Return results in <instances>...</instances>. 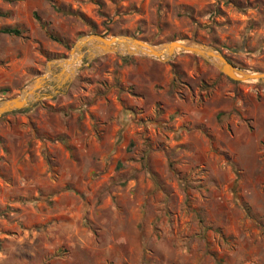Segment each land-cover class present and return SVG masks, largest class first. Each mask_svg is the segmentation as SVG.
Masks as SVG:
<instances>
[{
	"label": "rangeland",
	"instance_id": "obj_1",
	"mask_svg": "<svg viewBox=\"0 0 264 264\" xmlns=\"http://www.w3.org/2000/svg\"><path fill=\"white\" fill-rule=\"evenodd\" d=\"M92 32L264 70V0H0V101ZM0 264H264V83L108 53L2 116Z\"/></svg>",
	"mask_w": 264,
	"mask_h": 264
},
{
	"label": "water",
	"instance_id": "obj_2",
	"mask_svg": "<svg viewBox=\"0 0 264 264\" xmlns=\"http://www.w3.org/2000/svg\"><path fill=\"white\" fill-rule=\"evenodd\" d=\"M181 52H190L202 57L231 79L264 83V70L255 71L240 68L220 50L194 39H173L155 44L128 34L106 36L102 33L92 32L79 37L68 56L50 60L45 72L33 79L19 94L1 100L0 118L10 112L30 107L43 99L53 98L64 93L83 63L105 54L142 55L168 60ZM66 64H78V67H73L68 71L65 67ZM46 88H49L50 91H42Z\"/></svg>",
	"mask_w": 264,
	"mask_h": 264
},
{
	"label": "trees",
	"instance_id": "obj_3",
	"mask_svg": "<svg viewBox=\"0 0 264 264\" xmlns=\"http://www.w3.org/2000/svg\"><path fill=\"white\" fill-rule=\"evenodd\" d=\"M3 31L8 32V33H13V34H20L21 33V31L17 28H4ZM102 34L108 35V33H102ZM16 111H19V110H16ZM16 111H13V112H16Z\"/></svg>",
	"mask_w": 264,
	"mask_h": 264
},
{
	"label": "bare ground",
	"instance_id": "obj_4",
	"mask_svg": "<svg viewBox=\"0 0 264 264\" xmlns=\"http://www.w3.org/2000/svg\"><path fill=\"white\" fill-rule=\"evenodd\" d=\"M65 67L67 68L68 71H70L73 67L74 68H77L78 67V64L77 65L76 64L75 65H68V64H66Z\"/></svg>",
	"mask_w": 264,
	"mask_h": 264
}]
</instances>
